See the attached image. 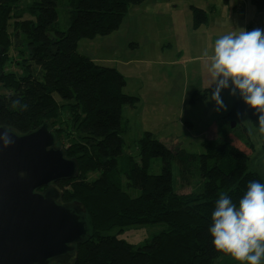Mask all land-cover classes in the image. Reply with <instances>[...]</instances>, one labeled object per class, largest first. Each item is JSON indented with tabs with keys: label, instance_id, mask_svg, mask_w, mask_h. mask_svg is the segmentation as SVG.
I'll return each instance as SVG.
<instances>
[{
	"label": "trees",
	"instance_id": "trees-1",
	"mask_svg": "<svg viewBox=\"0 0 264 264\" xmlns=\"http://www.w3.org/2000/svg\"><path fill=\"white\" fill-rule=\"evenodd\" d=\"M144 1L0 0V125L28 133L49 122L67 157L77 160L79 176L58 183L64 202L87 209L91 233L78 246L76 264H221L232 256L212 244L211 216L222 192L238 205L250 181L263 183L249 152L228 128L205 140L201 155L175 152L151 132L132 140L122 109L139 97L124 92L126 79L116 68L77 50L82 39L117 30L129 6ZM251 2L264 7V0ZM56 4L63 5L58 13L64 20L49 14ZM16 7L22 8L17 17ZM192 11L195 27L207 22L203 9ZM197 98L195 92L191 101ZM244 113L258 124L256 110L243 99L228 117L240 121ZM132 146L137 156L126 152ZM157 159L161 172L153 174ZM91 174H97L93 181ZM134 190L140 193L135 198ZM133 226L160 230L137 246L113 233Z\"/></svg>",
	"mask_w": 264,
	"mask_h": 264
},
{
	"label": "rangeland",
	"instance_id": "rangeland-1",
	"mask_svg": "<svg viewBox=\"0 0 264 264\" xmlns=\"http://www.w3.org/2000/svg\"><path fill=\"white\" fill-rule=\"evenodd\" d=\"M227 1L145 0L129 6L117 30L106 36L84 38L77 50L99 65L116 68L126 79L124 92L139 97L135 106L126 104L122 109L132 140L151 132L175 152L201 155L205 151L203 142L228 128L231 139L249 152V165L264 183V134L247 113L240 116V121L228 117L234 103L242 100L238 91L233 96L231 88L222 89L220 96L227 110L217 109L210 99L215 85L208 88L211 77L202 60L205 49L211 53L220 36L233 30L264 27V7L258 9L251 0ZM193 7L203 9L208 16L199 27L194 24ZM63 8L56 4L49 14L64 20L58 13ZM20 10L15 8L16 17ZM195 92L198 98L192 102ZM244 128L248 136L242 137ZM126 152L137 156L134 146L126 148ZM150 171L161 172L160 159L152 163ZM96 178L97 174L89 176L92 181ZM139 194L130 191L131 197ZM159 230V226H133L113 233L120 232L119 238L137 246L152 239ZM218 262L241 264L233 257Z\"/></svg>",
	"mask_w": 264,
	"mask_h": 264
},
{
	"label": "water",
	"instance_id": "water-1",
	"mask_svg": "<svg viewBox=\"0 0 264 264\" xmlns=\"http://www.w3.org/2000/svg\"><path fill=\"white\" fill-rule=\"evenodd\" d=\"M5 134L12 142H0V264H76L91 227L85 206L64 202L58 183L79 176L77 160L49 122L28 133L0 125Z\"/></svg>",
	"mask_w": 264,
	"mask_h": 264
},
{
	"label": "clouds",
	"instance_id": "clouds-1",
	"mask_svg": "<svg viewBox=\"0 0 264 264\" xmlns=\"http://www.w3.org/2000/svg\"><path fill=\"white\" fill-rule=\"evenodd\" d=\"M202 60L215 85L210 99L217 109L227 110L220 96L222 89L239 92L244 103L258 114L259 131L264 134V30H233L215 40L212 51ZM13 103V107L16 106ZM26 107V106H25ZM0 142L12 141L5 134ZM209 228L212 244L241 264H264V183L250 181L238 205L222 192L215 203Z\"/></svg>",
	"mask_w": 264,
	"mask_h": 264
},
{
	"label": "crops",
	"instance_id": "crops-1",
	"mask_svg": "<svg viewBox=\"0 0 264 264\" xmlns=\"http://www.w3.org/2000/svg\"><path fill=\"white\" fill-rule=\"evenodd\" d=\"M259 29L264 30V27H263V28H259ZM247 31H252V29H251V28H248ZM130 34H131V32H130ZM128 95H129V94H128ZM128 128H129V126H128ZM128 133H129V132H128Z\"/></svg>",
	"mask_w": 264,
	"mask_h": 264
}]
</instances>
